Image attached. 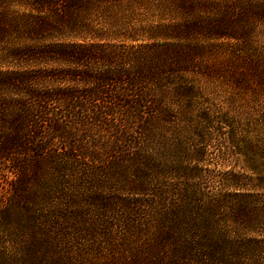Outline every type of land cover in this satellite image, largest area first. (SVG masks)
<instances>
[{"label": "trees", "instance_id": "obj_1", "mask_svg": "<svg viewBox=\"0 0 264 264\" xmlns=\"http://www.w3.org/2000/svg\"><path fill=\"white\" fill-rule=\"evenodd\" d=\"M0 247L264 264V0H0Z\"/></svg>", "mask_w": 264, "mask_h": 264}, {"label": "rangeland", "instance_id": "obj_2", "mask_svg": "<svg viewBox=\"0 0 264 264\" xmlns=\"http://www.w3.org/2000/svg\"><path fill=\"white\" fill-rule=\"evenodd\" d=\"M222 53H224V52L216 54L215 58H213V59H217V61L222 63L224 60L227 59V57L223 56ZM126 247H152V245H150L149 239H147L146 237H144V238L141 237L140 242H131V244L126 246ZM14 248H16V247H0V250L1 249L12 250ZM104 248H108V247H104ZM93 250L96 251V249L94 247H93ZM115 250L117 252H121L122 248L121 247H117ZM103 255H108V252H102V253L96 252V253H94L91 250L88 251V264H91L92 261L93 262L96 261L97 263H100L101 261L98 260V259L101 258V257H102V260L105 261V257ZM115 256L121 257V254H116Z\"/></svg>", "mask_w": 264, "mask_h": 264}]
</instances>
